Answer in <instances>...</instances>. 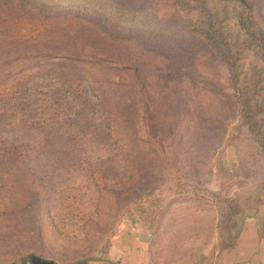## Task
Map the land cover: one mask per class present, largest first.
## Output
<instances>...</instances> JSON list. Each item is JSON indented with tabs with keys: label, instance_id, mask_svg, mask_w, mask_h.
Returning a JSON list of instances; mask_svg holds the SVG:
<instances>
[{
	"label": "rangeland",
	"instance_id": "rangeland-1",
	"mask_svg": "<svg viewBox=\"0 0 264 264\" xmlns=\"http://www.w3.org/2000/svg\"><path fill=\"white\" fill-rule=\"evenodd\" d=\"M113 1L139 20L107 22L88 0H0V264H83L129 222L154 256L187 264L230 200L256 203L262 182L244 176L264 159L241 93L264 99V50L238 27L241 3L203 13L221 19L234 86L171 0ZM247 1L264 36V0Z\"/></svg>",
	"mask_w": 264,
	"mask_h": 264
},
{
	"label": "trees",
	"instance_id": "trees-1",
	"mask_svg": "<svg viewBox=\"0 0 264 264\" xmlns=\"http://www.w3.org/2000/svg\"><path fill=\"white\" fill-rule=\"evenodd\" d=\"M90 1L88 5L89 11H93V14L98 17L104 18L107 22L115 21L116 18L120 20H125V22H137L139 20L138 10L132 12L128 11L126 8L120 6V4L114 2L113 0H88ZM172 6L175 9L176 15L182 18L186 23V27L189 28L194 35H197L207 42V44L214 49L228 65L230 69V74H232V80L234 81V86L237 85V77L235 74V63L233 61L234 56L231 55L230 45L227 41V36L221 32L220 28L214 26L217 23H221L220 18H214L212 16H204L203 13L206 11L207 0H171ZM230 2L241 3V11L237 15V24L241 32L245 33L246 38L251 41L258 43L259 47L264 50V36L259 34L255 29L253 24L252 15V5L249 4L247 0H227ZM92 4V5H91ZM199 11L201 13L200 17L197 19L192 17L193 11ZM105 20H102L104 22ZM117 23L123 24V21ZM132 24V23H131ZM104 28V26H102ZM242 106L244 112L243 124L248 127V130L258 138V146L260 148L261 157L264 159V125H261L262 120H257V116L264 112V99L258 101L255 98V94L252 89L245 88L241 93ZM245 179L253 180V183L262 182L264 184V172L259 173L257 171H251L245 173ZM257 182V183H258ZM249 196V194H246ZM217 197L223 200L225 204L227 201L222 199L219 195ZM231 207L229 210V215L222 216L220 223L217 225V231L219 237L222 239V243L230 239V232L233 228L232 221L236 215L243 208H248L251 203H236L234 200H230ZM252 202V200H251ZM230 202L226 203L229 204ZM225 204V205H226ZM224 213V212H223ZM227 239V240H226Z\"/></svg>",
	"mask_w": 264,
	"mask_h": 264
},
{
	"label": "crops",
	"instance_id": "crops-1",
	"mask_svg": "<svg viewBox=\"0 0 264 264\" xmlns=\"http://www.w3.org/2000/svg\"><path fill=\"white\" fill-rule=\"evenodd\" d=\"M250 190L256 203L235 216L226 245L217 235L210 245L197 248L187 264H264V184ZM83 264H172V259L154 256L147 232L129 222L105 254Z\"/></svg>",
	"mask_w": 264,
	"mask_h": 264
},
{
	"label": "water",
	"instance_id": "water-1",
	"mask_svg": "<svg viewBox=\"0 0 264 264\" xmlns=\"http://www.w3.org/2000/svg\"><path fill=\"white\" fill-rule=\"evenodd\" d=\"M32 264H55L54 261L45 260L40 257H31Z\"/></svg>",
	"mask_w": 264,
	"mask_h": 264
}]
</instances>
